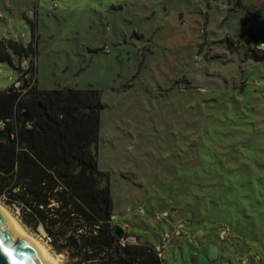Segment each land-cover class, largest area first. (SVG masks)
<instances>
[{
  "label": "rangeland",
  "instance_id": "rangeland-1",
  "mask_svg": "<svg viewBox=\"0 0 264 264\" xmlns=\"http://www.w3.org/2000/svg\"><path fill=\"white\" fill-rule=\"evenodd\" d=\"M233 8L229 0H0V89L33 60L41 89L100 92L97 166L108 175L112 220L162 250L164 264H264V198L258 204L252 189L244 202L217 195L247 178L243 167L230 171L237 162L264 174V63L243 57L240 46L252 41L237 35L260 33Z\"/></svg>",
  "mask_w": 264,
  "mask_h": 264
},
{
  "label": "trees",
  "instance_id": "trees-1",
  "mask_svg": "<svg viewBox=\"0 0 264 264\" xmlns=\"http://www.w3.org/2000/svg\"><path fill=\"white\" fill-rule=\"evenodd\" d=\"M229 2L245 15L244 24L256 17L253 5ZM237 35L252 41L240 46L243 57L263 64L264 49L258 42L264 41V32L257 36L249 27ZM235 43L228 41L231 48L239 46ZM10 47L19 56L26 52L17 42ZM29 50L33 54V48ZM34 74L35 65L29 60L18 79L0 89V203L28 232L43 240L48 237L50 250L63 264H164L154 245L139 238L122 244L114 233L117 224L112 220L108 175L97 166L96 144L104 109L100 92L92 87L41 89ZM249 166L237 162L229 168L234 177L236 169L245 168L247 178L240 182L234 178L237 184H230L234 195L222 187L217 194H222V201H248L246 191L252 189L261 203L264 174L260 169L250 176ZM220 183H212L213 193ZM217 195L212 197L218 200ZM256 209L257 214L263 212L262 206Z\"/></svg>",
  "mask_w": 264,
  "mask_h": 264
},
{
  "label": "water",
  "instance_id": "water-1",
  "mask_svg": "<svg viewBox=\"0 0 264 264\" xmlns=\"http://www.w3.org/2000/svg\"><path fill=\"white\" fill-rule=\"evenodd\" d=\"M114 233L122 238L124 230L114 226ZM0 264H51L36 245L16 228L0 211Z\"/></svg>",
  "mask_w": 264,
  "mask_h": 264
},
{
  "label": "bare ground",
  "instance_id": "bare-ground-1",
  "mask_svg": "<svg viewBox=\"0 0 264 264\" xmlns=\"http://www.w3.org/2000/svg\"><path fill=\"white\" fill-rule=\"evenodd\" d=\"M0 211L4 214V216L7 219L13 222V224L22 233V235L29 238L36 245V247L39 249L41 254L46 257L47 261H49L51 264H62L59 261V258L56 255L52 254L48 249V247L44 245V243H42L39 239H36L34 236H31L30 233H28L24 229V227L20 224V222L12 214H10L9 211L1 204H0Z\"/></svg>",
  "mask_w": 264,
  "mask_h": 264
},
{
  "label": "crops",
  "instance_id": "crops-1",
  "mask_svg": "<svg viewBox=\"0 0 264 264\" xmlns=\"http://www.w3.org/2000/svg\"><path fill=\"white\" fill-rule=\"evenodd\" d=\"M241 1L243 4L253 5V7H255V9L257 10L256 17L253 18L252 20H250L251 25L254 29V32L256 34L264 32V0H241ZM120 227H122V226H120ZM128 234H130V233H128Z\"/></svg>",
  "mask_w": 264,
  "mask_h": 264
},
{
  "label": "built area",
  "instance_id": "built-area-1",
  "mask_svg": "<svg viewBox=\"0 0 264 264\" xmlns=\"http://www.w3.org/2000/svg\"><path fill=\"white\" fill-rule=\"evenodd\" d=\"M258 47H261L262 49H264V41H259L258 42ZM45 236V235H44ZM49 239L48 237L45 238V242H48ZM121 243L122 244H125V243H135L137 242V238L133 235H127V236H124L120 239ZM159 255L162 256V250L159 252Z\"/></svg>",
  "mask_w": 264,
  "mask_h": 264
}]
</instances>
